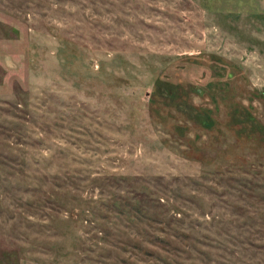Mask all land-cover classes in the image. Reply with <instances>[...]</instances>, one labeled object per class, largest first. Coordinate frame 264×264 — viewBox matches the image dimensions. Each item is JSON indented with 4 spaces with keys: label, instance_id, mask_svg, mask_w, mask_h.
Listing matches in <instances>:
<instances>
[{
    "label": "rangeland",
    "instance_id": "1",
    "mask_svg": "<svg viewBox=\"0 0 264 264\" xmlns=\"http://www.w3.org/2000/svg\"><path fill=\"white\" fill-rule=\"evenodd\" d=\"M0 264H264V0H0Z\"/></svg>",
    "mask_w": 264,
    "mask_h": 264
},
{
    "label": "trees",
    "instance_id": "2",
    "mask_svg": "<svg viewBox=\"0 0 264 264\" xmlns=\"http://www.w3.org/2000/svg\"><path fill=\"white\" fill-rule=\"evenodd\" d=\"M136 210H140L139 208H137ZM161 220V219H160Z\"/></svg>",
    "mask_w": 264,
    "mask_h": 264
}]
</instances>
